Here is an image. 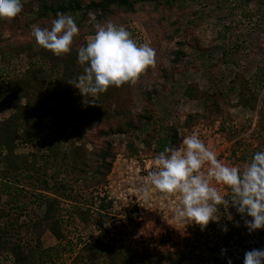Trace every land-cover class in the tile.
Masks as SVG:
<instances>
[{
	"label": "rangeland",
	"instance_id": "rangeland-1",
	"mask_svg": "<svg viewBox=\"0 0 264 264\" xmlns=\"http://www.w3.org/2000/svg\"><path fill=\"white\" fill-rule=\"evenodd\" d=\"M182 1L180 6L183 9L178 7L173 12L160 9L156 16L140 14L138 20L125 27L137 43H148L152 47L153 41L159 49L157 64L141 76L147 91L153 93L148 106L137 93L136 84L110 87L94 100L83 96L73 85L77 81L76 70H81L83 74L81 66L70 69L64 65L48 66L47 72L52 76L46 79L44 88L29 90L35 91L29 102L32 106L40 104L41 115L31 118L35 126L28 133L25 131L23 136H34L39 122L38 138L16 144L15 156L11 159L14 164H22L21 168L25 163L35 164V168L45 167L40 168V172L34 170L33 181L29 184L12 180L6 182L11 185L12 194L17 195L16 202H20V198L26 203V209L21 212L15 206L8 205L6 208H10L15 219L23 213L20 223L31 225L36 221L40 225L37 234L32 229L26 235L24 229L15 226V230L9 231L8 245H4L5 238L1 236L0 264H87L85 251L87 247L94 248L99 240L113 247V251L125 249L161 253L165 249H176L175 245H179L196 225L176 219L175 209L179 203L176 197L164 198L160 193L153 192L147 201L143 198L138 189L153 168L155 147L148 145L147 141H137L139 154L131 157L129 147L133 140L129 141L124 133L117 130L130 116L138 121V115L143 113L145 106L160 119L164 129L178 133L179 146L186 135L196 133L215 152L217 159L229 166L243 169L246 166L242 160L243 153L264 145V82L258 88V100L257 90L255 93L252 86L257 81L258 68L264 67V0ZM21 2L24 6L30 0ZM94 19L95 16L90 15L85 24L89 25ZM178 19L180 32L171 26ZM52 20L51 17L36 20L26 10L7 20L5 25V21L0 20L2 37L11 39L13 44L8 49H2L0 45L1 78L10 80L8 84L0 83V88L5 90L4 101L12 92L8 86L14 80L25 79L29 69L38 65L41 67L39 56H32V53L39 52L40 47L32 36V26L50 27ZM144 20L148 21L149 27ZM166 34L173 35V39L170 40ZM77 40L76 35L73 42ZM29 46V50H24ZM224 51L230 52L228 57L223 56ZM179 52L181 55L176 61L175 55ZM202 62L203 65L199 64ZM242 79L252 84L250 88L256 96L252 105L247 104L248 99L242 91L249 95L250 84L240 86ZM235 82L237 87L242 88L234 90ZM193 87L206 96L201 98L200 93L189 96L186 90ZM14 97V102L8 105L28 102L20 96ZM116 110L121 114L115 117L109 115L101 120L98 118L99 113L108 115ZM13 113L12 106L0 107V121L7 120ZM196 115H206V118L194 121ZM87 120L88 125L83 128V121ZM74 129L80 133L75 134ZM56 132L61 136L57 137ZM104 132L108 135L103 136ZM79 134L83 139H78ZM51 139L53 141L50 142ZM105 141L112 143L115 153L107 177L89 188H85L82 182H72V176L63 171L64 166H68L70 150L86 144L93 151L95 144L102 146ZM49 145H54L55 161L60 172L45 165V161L51 159ZM5 168V163L0 160V172ZM43 176L50 184L59 183V186L64 183L66 186L65 193L60 191L56 195L58 203L49 221L43 220L45 207L40 209L38 206L48 194L47 191L37 190ZM218 187L224 198L230 197L231 193L226 188ZM1 200L5 205L6 198ZM7 219L9 217L0 220V232L5 228ZM52 226L61 230L62 241L53 236ZM39 233L40 246L33 253L30 249H36ZM254 241L257 249L264 248V228L256 231ZM28 245L33 247L29 249ZM49 252L52 253L51 258L44 255Z\"/></svg>",
	"mask_w": 264,
	"mask_h": 264
},
{
	"label": "trees",
	"instance_id": "trees-1",
	"mask_svg": "<svg viewBox=\"0 0 264 264\" xmlns=\"http://www.w3.org/2000/svg\"><path fill=\"white\" fill-rule=\"evenodd\" d=\"M182 0H30V2L23 6L22 13L24 10L32 14L36 20L47 19L51 17L55 19L58 13L69 14L74 18V21L78 27L77 34V42H73L71 46V50L63 54L61 56H56L52 52L44 49L43 47H39V52L32 53V56H39L41 67L29 69L26 73L27 77L17 78L14 81L17 83H12L11 86H8L10 91V96L6 101L3 100L5 97V90L0 88V107L12 106L15 110V113L10 114L7 120L0 121V160L5 163L6 167L4 171L0 172L2 177H0V220L5 217H9L6 220L5 228L0 232V237L3 236L4 245L9 244L8 236L10 230H15L18 225L20 230L24 229L26 231L25 235L32 231L37 234V230L39 228V223L36 221L33 224H28L25 222L20 223V219L22 218L23 213L20 217H13V213H11L10 208H6V206L14 207L24 212L26 209V203L19 198L17 201V195L12 194L11 185H7L6 182L12 180L13 182L19 184H29V182L33 181L34 173L40 172L45 166H38L35 168V164L27 165L24 164V167L21 168L22 164H14L12 162V157H14V150L16 149V144L32 142L37 139V126L35 127L36 131L34 136H23V133L27 131V133L34 127L32 125L31 118H35L37 115H41L40 113V104L32 106L30 98L34 97L35 91L29 92L30 89H35L36 91H40L41 88H44L46 83V79L52 76V73H48V66L51 68L56 67L58 65H64L67 69L76 68L81 66L84 68V65H81L77 62V52L80 46L85 45L86 38L92 34H94L95 28L94 25L96 23H104L107 21H111L116 25H120L123 27L129 26V24L133 21L138 20L140 14L148 13L153 15H158V10H168L170 12L175 11L176 8L183 9V6H180ZM37 9L35 12L34 10ZM21 14V13H20ZM90 15H94L95 19L90 22L89 25L85 24V21L89 18ZM163 19V17H161ZM165 19V18H164ZM5 22L3 25L8 22ZM144 24L148 26V21L144 20ZM171 26L175 29L176 32L181 31V27L179 25V19L172 22ZM170 40L173 39V35L166 34ZM164 36V38H165ZM11 39H5L2 37L0 33V45L3 49L12 48L13 44L10 42ZM180 45H183L180 43ZM152 48L155 50V63L158 62V54L159 49L152 41ZM29 47H25L24 50H29ZM229 51H224L223 56L229 55ZM181 52L176 53L175 60L178 61L180 58ZM38 63V62H37ZM203 65L204 63H199ZM151 66L150 68L154 67ZM50 68V69H51ZM76 80L79 75L82 74L81 70H76ZM73 73V71H71ZM0 73V83L8 84L10 83L9 79H2ZM25 75V76H26ZM263 77H260L262 76ZM143 78L135 83L137 93L147 105L152 100L153 93L147 91L146 83L142 81ZM2 80V81H1ZM245 79L241 80L240 86L242 84H250L248 87L249 95L245 94V99L247 98V104L252 105L256 101V96L254 91L252 92V88L250 86L251 83L243 82ZM264 82V67L258 68L257 73V81L252 85L254 86V90L256 93L257 90V100L260 93L258 89L260 84ZM52 85V83H51ZM189 88L186 90V93L189 96H194L195 94L200 93L197 87ZM237 88L241 89L242 87H237L236 82L233 84V89L237 90ZM257 88V89H256ZM56 90V89H55ZM4 91V92H3ZM57 91V90H56ZM201 98L206 94L200 93ZM242 94V93H241ZM20 96L21 98H25L27 103L24 105L18 104L17 102L13 105H8L10 102H14V96ZM4 96V97H3ZM136 96H138L136 94ZM199 96V97H200ZM40 97V96H38ZM48 103V100L45 101ZM148 106V105H147ZM66 110L67 108L64 107ZM69 109V108H68ZM112 112V111H111ZM33 114L32 117H30ZM121 114L118 110L109 113H99L98 118L101 120L106 117H115V115ZM125 114V113H124ZM107 115V116H106ZM110 115V116H109ZM128 116V113L126 114ZM126 121L121 127H118V131L127 137L130 141L129 147V156H138L139 150L136 148V142L140 141L141 143L148 142V145L154 146L155 155L162 151L164 147H178L180 140L177 138L178 133L173 130L164 129L163 124L160 119L153 115L150 111V108L145 106V109L142 114L138 115V121L135 122L133 120V116ZM127 118V119H128ZM206 115H196L193 117V120L196 119H205ZM145 120V121H144ZM87 121H83V128L88 125ZM77 129H74V133H78ZM80 133V132H79ZM55 135L60 137L61 135L56 132ZM108 133H103V136H107ZM78 139H83L82 134L77 135ZM42 141V140H41ZM39 141V142H41ZM53 141L52 139L50 142ZM84 142L85 139H84ZM87 143V142H86ZM80 145L74 147L70 153V159L68 166H64V173H68L72 176V182L78 184L80 182L83 183L85 188H89L94 186L95 184L101 183L107 175L110 173L112 169V162L115 158V153L113 149V145L111 142L105 141L104 145L99 146L97 144L94 145L93 151H90L87 146ZM50 148V157L51 159L46 160L45 165L51 167L52 169H58L59 164L55 161V152L53 151L54 145H49ZM75 146V145H74ZM56 148V147H55ZM264 150V145H259L253 149H247L246 152L243 153L242 160L247 163L253 153L256 151ZM53 151V152H52ZM41 168V169H40ZM35 170V172H34ZM62 171V172H63ZM60 172V171H59ZM57 172V173H59ZM47 172L45 173V176ZM44 177V176H43ZM44 177L40 180V185H37V190L47 191L48 194L44 196L38 206L39 208H44V221H49L52 218V214L56 208V203H58V197L56 196L58 192H66V186L64 183H54L50 184L49 181ZM61 188V189H60ZM68 191V190H67ZM51 194V195H50ZM51 196L52 198H49ZM65 196V195H64ZM69 196V195H67ZM231 196V195H230ZM15 197V199L13 198ZM55 197V198H53ZM1 198H6L4 202L5 205L2 204ZM230 198V197H229ZM225 198V199H229ZM23 202V203H22ZM15 204V205H14ZM220 209L216 213L217 221H210L206 227L203 229L196 225L192 231H190L186 237L181 239L179 245H175L176 249L169 250L165 249L161 253L156 251H147L146 253H139L136 250H125L119 249L117 251H113V247L104 244L102 240H99L94 248L87 247L86 249V263L87 264H228V261H231V264H243L244 254L246 251H249L253 248L257 249V243L254 241V235L256 231H252L249 233L248 229L245 226V219H251L250 217H242L241 214L237 213L235 207L232 206L231 202L229 205H219ZM16 216V215H15ZM24 217V215H23ZM29 220L28 222H31ZM52 224V223H51ZM53 223L52 225H54ZM58 225V224H55ZM227 229L225 231L224 229ZM37 232V233H36ZM51 232L53 236L60 242L63 239V235L59 228H55L52 226ZM5 236V237H4ZM39 236L37 235L36 241V249H30L33 246L28 245L27 248L35 253V250L39 248ZM33 238V237H32ZM34 239V238H33ZM15 249V248H14ZM94 250V251H93ZM57 252V249H54ZM31 252V253H32ZM84 253V252H83ZM48 258H51L52 253L49 252L47 254L44 253ZM89 256V257H88Z\"/></svg>",
	"mask_w": 264,
	"mask_h": 264
},
{
	"label": "clouds",
	"instance_id": "clouds-1",
	"mask_svg": "<svg viewBox=\"0 0 264 264\" xmlns=\"http://www.w3.org/2000/svg\"><path fill=\"white\" fill-rule=\"evenodd\" d=\"M22 8L21 0H0V20L14 19ZM94 28V34L78 49L77 62L84 68L73 84L92 100L110 87L135 84L155 63V50L148 43H137L125 27L107 21L96 23ZM78 31L74 18L64 13H58L50 27L32 26L37 46L56 56L71 50ZM152 163L138 191L146 201L153 192L164 198L176 197V219L203 229L210 221H217L219 205L231 202L237 213L251 218L245 219L249 233L264 228V150L253 153L240 169L219 161L215 152L192 133L180 146L164 147ZM218 186L231 193L229 199ZM243 264H264V248L246 251Z\"/></svg>",
	"mask_w": 264,
	"mask_h": 264
}]
</instances>
